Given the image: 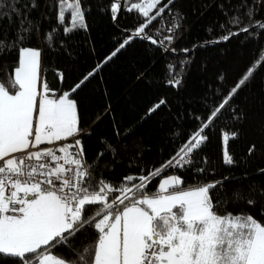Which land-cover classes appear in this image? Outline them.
Listing matches in <instances>:
<instances>
[{"label": "trees", "instance_id": "1", "mask_svg": "<svg viewBox=\"0 0 264 264\" xmlns=\"http://www.w3.org/2000/svg\"><path fill=\"white\" fill-rule=\"evenodd\" d=\"M31 2L19 0L24 17L36 25L32 38L23 46L41 52L39 75L44 96L59 99L69 93L68 98L76 103L80 129L76 136L86 162L95 168L96 182L104 180L122 188L139 184L140 177H149L140 191L156 194L161 181L172 176L182 179L184 189L223 181L222 186L218 184L210 191L214 201L230 196L234 190H240L243 199L226 201L219 214L251 215L264 224V63H258L264 58V29L251 26L257 20L264 23V0H173L171 4L163 0L157 7L168 4L164 12L174 13L179 25L171 41L154 34L160 26L158 17L144 33L134 35L148 19L126 11L137 0L122 5L115 21L110 11L114 0H81L87 27L75 29L70 35L63 29L71 27V16L60 25L58 0H35V9ZM249 10L251 17L245 15ZM154 13L155 9L149 17ZM0 15L8 17L0 22V37L7 32L11 41L21 17L12 16L7 7L0 10ZM237 15L242 17L241 23H230ZM241 27H249V33L240 32ZM54 30L55 39L49 46L45 37ZM229 32L239 34L221 39ZM129 36V43L107 60ZM152 40L157 42L153 44ZM18 58V51L12 48L0 54V80L14 78ZM250 67L255 69L253 75L205 130L208 138L194 153L193 164L164 170ZM93 70L95 74L73 92ZM172 79H179L180 84L171 86L168 81ZM162 99L166 103L149 114ZM232 133L237 135L233 138ZM225 134L230 137L227 144ZM225 149L235 161L232 166L223 162ZM156 172L159 174L153 176ZM127 176L133 180L126 181ZM116 195L120 193L111 194ZM249 200L255 203L249 204ZM97 207L87 206L86 215H94ZM96 238V230L88 228L70 243L82 250ZM54 254L76 258L67 246H57ZM0 264L19 262L0 259Z\"/></svg>", "mask_w": 264, "mask_h": 264}, {"label": "snow or ice", "instance_id": "2", "mask_svg": "<svg viewBox=\"0 0 264 264\" xmlns=\"http://www.w3.org/2000/svg\"><path fill=\"white\" fill-rule=\"evenodd\" d=\"M172 2L168 0V4ZM58 3L60 25H65L67 16H71V27L64 26L63 29L65 35L75 29L86 30L81 0L72 3L58 0ZM128 3L129 0L111 2L114 21L121 6ZM160 4L161 0H137L126 7L128 13L137 12L148 18L135 29L134 35L144 33L148 24L168 7L164 4L158 8ZM37 6L32 0L31 8ZM4 7L12 16L21 19L11 41L7 32L0 37V54H6L12 48L18 51L19 57L14 78L0 80V259L16 260L19 264H264V224L251 215L227 212L221 215L218 211L226 201L242 200V192L234 190L230 196L226 194L225 198L216 201L210 196V191L218 184L222 186L223 181L184 189L182 179L172 176L162 180L158 193L148 194L140 189L146 187L149 177H140L139 184L122 188L113 187L104 180L96 182L95 168L86 162L79 139L74 145L65 143L55 148H39L44 143L53 144L79 133L77 105L68 98L69 93L59 99H50L37 92L41 52L23 46L32 38L36 25L24 17L19 0L16 4L11 0L7 3L0 0V10ZM153 9L155 13L149 17ZM245 15L251 17V10ZM7 18L0 15V22ZM241 20L242 17L237 15L230 23L239 25ZM251 26L264 29V23L258 20ZM240 32L249 33V27H241ZM238 34L229 32L221 39L228 40ZM131 38L124 40L107 60H111ZM54 39L55 30L45 37L49 46ZM166 39L171 41L172 36ZM156 42L152 40L153 44ZM258 63H264V58ZM254 70L248 69L230 90L228 98L211 112L208 122L191 135L166 167L184 168L193 164L194 153L208 138L205 130ZM95 72H89L72 91ZM168 83L176 87L180 80L172 79ZM44 90L47 91L46 84ZM38 95V117H34ZM165 103L160 100L149 109V114ZM236 135L232 133L233 138ZM229 138L228 134L224 135L225 144ZM223 162L225 166L235 163L227 149L223 153ZM124 179L132 181L133 177ZM113 192L120 195L111 196ZM91 205L98 207L94 215L88 216L87 206ZM88 228L96 230L94 244L85 245L82 250L73 247L70 241ZM57 246L69 247L76 258L69 260L54 254Z\"/></svg>", "mask_w": 264, "mask_h": 264}, {"label": "built area", "instance_id": "3", "mask_svg": "<svg viewBox=\"0 0 264 264\" xmlns=\"http://www.w3.org/2000/svg\"><path fill=\"white\" fill-rule=\"evenodd\" d=\"M158 21H159L160 26L158 27V30L154 32V34L158 36L159 35L163 36L165 40H167L166 39L167 36H172V39H173L177 35L179 31L178 21H177L175 14L172 13L170 10L167 12L161 13V15L158 16ZM169 29H171V31H169ZM76 140H77V136H74L73 138L69 140V143L74 145ZM39 148H48V147H39ZM32 150L35 151V149H32ZM178 169L180 168H176V167H165L164 168V170H168V171L169 170L174 171Z\"/></svg>", "mask_w": 264, "mask_h": 264}, {"label": "crops", "instance_id": "4", "mask_svg": "<svg viewBox=\"0 0 264 264\" xmlns=\"http://www.w3.org/2000/svg\"><path fill=\"white\" fill-rule=\"evenodd\" d=\"M34 117H38V106H37V109L36 111H34ZM74 137V136H73ZM73 137H70V138H67L66 140H63V141H57V142H53V144H47V143H44L42 145H40L39 147H48V148H55V147H59L60 145L62 144H70L69 143V140ZM74 150V149H73ZM169 178V177H168ZM167 179V178H165ZM162 182V181H161Z\"/></svg>", "mask_w": 264, "mask_h": 264}, {"label": "rangeland", "instance_id": "5", "mask_svg": "<svg viewBox=\"0 0 264 264\" xmlns=\"http://www.w3.org/2000/svg\"><path fill=\"white\" fill-rule=\"evenodd\" d=\"M163 0H161L162 2ZM39 71H40V64H39V68H38V74H37V81H36V89H37V92L40 94V95H44V91H43V85L40 81V75H39ZM39 95H38V98H37V106H38V101H39ZM36 111V110H35Z\"/></svg>", "mask_w": 264, "mask_h": 264}]
</instances>
